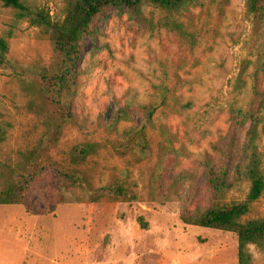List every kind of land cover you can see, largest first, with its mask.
<instances>
[{
	"label": "rangeland",
	"instance_id": "374dc122",
	"mask_svg": "<svg viewBox=\"0 0 264 264\" xmlns=\"http://www.w3.org/2000/svg\"><path fill=\"white\" fill-rule=\"evenodd\" d=\"M24 1L44 8L55 20L63 18L68 3ZM246 2L200 0L185 11L181 19H190L196 31L192 49L161 25L164 13L153 6H144L143 19L126 9H111L99 17L79 63L76 123L65 129L53 156L69 164L74 144L99 141L103 147L80 167L95 186L109 184L122 169H130L139 198L67 201L45 215L30 214L20 204H0V264H238L236 233L186 224L180 212L209 202L201 161L206 154L215 156L226 141L230 109H246L252 103L254 35ZM1 36L8 37V56L14 61L36 67L53 58L47 35L2 6ZM176 81L169 103L161 105L162 86ZM26 102L19 80L0 67V192L6 184L5 167L19 164L22 153L46 128L47 118L30 111ZM185 102L192 106L180 107ZM144 103L158 104L149 130L154 155L134 162L132 155L119 157L111 147L122 139L124 129L140 122L137 107ZM126 107L132 109L133 120L121 121L117 131L109 128L117 110ZM165 146L181 153L169 162L165 183L182 171L191 177L182 185L183 198L173 196L161 204L148 194V176ZM259 148L264 167V120ZM248 190L249 183L241 181L228 200L242 202ZM56 194L55 176L47 171L36 179L28 197L40 209L55 203ZM139 217L148 223L146 228ZM256 217H264V194L246 215ZM250 250L253 264H264V252L254 246Z\"/></svg>",
	"mask_w": 264,
	"mask_h": 264
},
{
	"label": "trees",
	"instance_id": "16d2710c",
	"mask_svg": "<svg viewBox=\"0 0 264 264\" xmlns=\"http://www.w3.org/2000/svg\"><path fill=\"white\" fill-rule=\"evenodd\" d=\"M200 0H68L62 19L55 20L50 13L24 0H0V6L10 8L19 18L39 27L48 37L53 51L51 62L27 65L12 60L8 54V37H0V67L16 77L27 98L26 107L47 118L46 128L36 144L22 153L19 164L8 165L4 172L6 184L0 192V204H20L33 215H45L54 211L57 203L67 201L102 200L132 201L139 195L134 187L130 169H122L121 175L112 182L95 186L89 175L80 166L103 147L99 141L79 142L69 151V164L56 159L53 150L59 144L69 125L76 123L74 100L78 89V68L86 40L95 34L96 21L111 9H126L131 15L143 19L144 6L160 9L164 15L161 25L174 32L178 39L194 48L197 37L190 19L181 17ZM246 10L251 18L254 40V55L251 77L252 103L248 108L230 109L231 125L226 141L217 148L215 156L206 154L202 166L209 191V202L194 209L183 207L180 219L186 224L217 228L236 233L238 237V264H253L254 246L264 252V217L246 218L251 205L264 194L263 157L259 148L260 127L264 120V0H247ZM186 13V12H185ZM176 81L172 86L163 85L161 105L169 103V94H174ZM158 104L144 103L138 110L141 120L121 133L122 139L112 144V150L122 158L132 155L134 162L152 159L154 150L149 130L154 127V114ZM192 102L181 104L189 108ZM130 107L120 108L108 126L114 131L123 120H133ZM166 132L161 130V134ZM181 154L179 150L165 146L156 154V160L149 171L150 198L164 204L173 196L184 197L182 187L191 175L187 171L176 174L165 183L169 162ZM128 160V159H127ZM132 164L131 160H128ZM52 172L57 183L55 203L35 207L28 192L36 179L45 172ZM241 181L249 183L246 199L242 202L228 200L229 193ZM80 190L82 193H77ZM141 226L148 223L139 217Z\"/></svg>",
	"mask_w": 264,
	"mask_h": 264
}]
</instances>
